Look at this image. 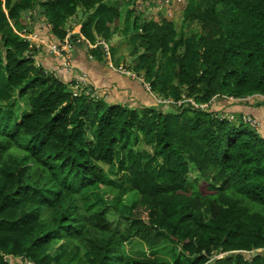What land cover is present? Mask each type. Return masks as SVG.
<instances>
[{
	"label": "trees",
	"instance_id": "obj_1",
	"mask_svg": "<svg viewBox=\"0 0 264 264\" xmlns=\"http://www.w3.org/2000/svg\"><path fill=\"white\" fill-rule=\"evenodd\" d=\"M111 1L0 0V264H264V135L241 120L264 119V0H182L185 32ZM122 12L126 69L165 102L74 96L16 32L35 13L44 25L28 32L104 63ZM118 151L126 165L105 170ZM130 240L147 253L128 255Z\"/></svg>",
	"mask_w": 264,
	"mask_h": 264
},
{
	"label": "crops",
	"instance_id": "obj_2",
	"mask_svg": "<svg viewBox=\"0 0 264 264\" xmlns=\"http://www.w3.org/2000/svg\"><path fill=\"white\" fill-rule=\"evenodd\" d=\"M73 26L76 25L72 23ZM70 51L72 69L68 70L64 76L67 82L82 72L87 75L88 86L93 95L103 98L109 104H121L133 108L158 104V99L148 89L142 78L128 71L121 63L117 65L112 63V66L108 60L104 63H97L88 53V48L82 45H74ZM35 62L48 71L57 69L62 64L60 57L44 49L37 52ZM238 112L242 113L240 110ZM247 116L250 115L247 114ZM255 118L260 122V134L264 135L263 116L258 112Z\"/></svg>",
	"mask_w": 264,
	"mask_h": 264
},
{
	"label": "rangeland",
	"instance_id": "obj_3",
	"mask_svg": "<svg viewBox=\"0 0 264 264\" xmlns=\"http://www.w3.org/2000/svg\"><path fill=\"white\" fill-rule=\"evenodd\" d=\"M111 1V0H110ZM163 1V3L165 4L164 8L162 9L160 3ZM184 2L186 3V0H184ZM115 2L111 1L110 6H112ZM134 4L132 6H130V8H137L140 9V11L142 13L137 12V10L134 13V15H137L139 18V20H141V22L143 21H147V17H148V13L146 11H144L145 9L148 8V12L149 13H154V14H158L157 16L160 18H165L167 16V13H170L172 16L169 17V19H171L175 25L176 28L178 30H183L185 32V28H182V23H181V15H182V5H179L178 3H180V0H136V3L133 2ZM168 3L170 5V7H168ZM141 4V5H140ZM144 6V7H143ZM123 12H124V7L122 8ZM122 12V18L117 21L115 23L118 31L112 35L111 39L108 42V46H109V52H110V56L109 58L111 59L112 63L114 65H117L118 63H121L123 65L124 68H126L127 66H129V62L131 60L130 58V49H131V45L129 44V36L131 32H127L123 30L124 27V17H125V13ZM32 17H24L25 22L21 21V23L23 25H27L26 29L27 31H33L36 28H41L43 27L44 23L40 20H38V17L36 16L35 13H32ZM140 22V23H141ZM79 26H73V29L71 31H73L72 34H77L79 32ZM16 31V30H14ZM47 33H49L48 29L45 30ZM18 32V31H16ZM128 34V35H127ZM127 35V36H126ZM36 63V62H35ZM37 64V63H36ZM130 67V66H129ZM53 74V73H52ZM135 75V74H134ZM90 89V87H88V89L86 91H88ZM149 89V88H148ZM15 95L13 94V100L12 101V111H14L16 114L20 113V115H26L29 112V107H28V103H27V96L23 99H19L17 97H14ZM160 102H165V101H161L158 100ZM5 101L0 100V103H4ZM88 136H92V134L88 131ZM138 148L142 149V147L140 145H138ZM125 154L126 151H118L115 155V157L113 158V165L112 166H105V170H108L109 168H111L112 170H116V167H119L120 163H123L124 165H126L127 160L125 158ZM123 199L125 201H128L127 199H137V196L134 195H127L125 198L123 197ZM141 216L143 217V219H146L150 216V210L148 208H142L141 212H140ZM107 217L110 221H113L114 218L116 217V215L113 213L112 208H109V212L107 214ZM125 252L128 255H135V256H141L147 253V250L145 248V246L140 242V241H135V240H130L128 243H126V245L123 246ZM260 252V250H257ZM256 252V251H255ZM261 252H264V250H261ZM162 256L167 257L168 259H170V255L168 253V251H161L160 253Z\"/></svg>",
	"mask_w": 264,
	"mask_h": 264
},
{
	"label": "built area",
	"instance_id": "obj_4",
	"mask_svg": "<svg viewBox=\"0 0 264 264\" xmlns=\"http://www.w3.org/2000/svg\"><path fill=\"white\" fill-rule=\"evenodd\" d=\"M179 5L182 4V0H180V3H178ZM141 5V4H140ZM162 9L164 8L165 4L163 3V1L160 3ZM144 7V6H143ZM168 7L169 3H168ZM137 12L142 13L140 11V9H137ZM144 11H146L148 13V15H152L151 13L148 12V8L145 9ZM172 15L170 13H167V16L165 18L171 17ZM148 18V17H147ZM22 39L28 41L30 43V48H32L33 46L37 49L40 50L42 48L47 49V51L55 56H58L61 58L62 64L60 67V71H65L67 72L68 70L72 69V64H71V55H65L64 53L69 50L71 48V42L68 41L67 39H65L62 44L58 45L55 44L43 37H41L37 32H28V31H23V32H17ZM69 34H72V32H70ZM77 40L76 43H85L87 44L88 47H95L90 45L88 42L84 41V37L82 35H80V33H77ZM101 44L103 45V49L104 52L106 54V56L108 57V61L109 64L112 66V61L109 58L110 56V52H109V46L107 43L105 42H101ZM123 70V69H122ZM74 83L72 84V89L74 91V96H77L78 93L80 91L83 90H87L88 89V79H87V75L85 73L79 72L77 74V76L75 78H73ZM230 120H234L235 118L233 116H229ZM242 122L246 123L247 125L251 126L252 128H258L259 124L258 121L255 118H252L251 116H243L242 117Z\"/></svg>",
	"mask_w": 264,
	"mask_h": 264
},
{
	"label": "water",
	"instance_id": "obj_5",
	"mask_svg": "<svg viewBox=\"0 0 264 264\" xmlns=\"http://www.w3.org/2000/svg\"><path fill=\"white\" fill-rule=\"evenodd\" d=\"M222 98H218V100H221ZM260 252L259 251H256L253 253V256H257Z\"/></svg>",
	"mask_w": 264,
	"mask_h": 264
}]
</instances>
